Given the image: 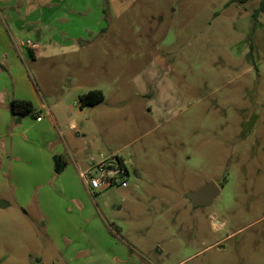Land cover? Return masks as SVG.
<instances>
[{"label":"rangeland","instance_id":"rangeland-1","mask_svg":"<svg viewBox=\"0 0 264 264\" xmlns=\"http://www.w3.org/2000/svg\"><path fill=\"white\" fill-rule=\"evenodd\" d=\"M261 1H1L0 19L22 24L63 10L58 26L22 35L38 44L24 70L54 108L104 93L72 115L71 138L96 162L119 150L129 177L93 194V217L78 185L42 210V186L0 184V264H264ZM212 181L220 196L194 207L188 194Z\"/></svg>","mask_w":264,"mask_h":264},{"label":"crops","instance_id":"crops-1","mask_svg":"<svg viewBox=\"0 0 264 264\" xmlns=\"http://www.w3.org/2000/svg\"><path fill=\"white\" fill-rule=\"evenodd\" d=\"M1 1L0 14H3L4 4ZM20 7L23 8L19 9L23 20L24 17L27 19L30 16V12H34L28 9L27 2ZM62 14L63 10L47 21L41 19L26 24L20 23L12 16L8 20L0 19V170L9 171L11 175L8 179L6 173L1 176L0 184H7L10 179V182L24 189L25 194L33 186H42L44 192L38 194L42 210L46 209L47 199L55 203L61 198L63 200L67 197H76L72 195L78 185L77 190L83 196V200L80 198L81 216L85 212L86 215L93 217L96 211L92 207V202L96 195H93L85 180V183H80L79 176L96 170L97 164L103 159L121 152L116 150L108 156L100 154L98 162L89 155L84 156L79 149L80 144L71 138V132L76 133L78 130L76 120L71 117L74 113L80 115L85 108L81 107L80 97L75 109L69 103L54 108L57 105L56 100L48 102V94L45 96L43 90L23 67L27 52L32 58L37 59L38 44L30 39L25 41L22 35L32 27L49 29V24L52 23L58 26ZM28 42H31V47L28 46ZM15 98L31 100L38 116H19L17 125L12 124L10 104ZM63 107L69 111L67 119L61 115ZM31 133L33 136L29 137ZM82 135L78 132L77 138ZM96 140H99V137ZM5 152L9 157L2 156ZM123 157L128 164L126 157L124 155ZM68 177L72 180H68ZM53 188H59L61 194L55 195ZM31 197L32 194H29L26 202Z\"/></svg>","mask_w":264,"mask_h":264},{"label":"built area","instance_id":"built-area-1","mask_svg":"<svg viewBox=\"0 0 264 264\" xmlns=\"http://www.w3.org/2000/svg\"><path fill=\"white\" fill-rule=\"evenodd\" d=\"M27 44L32 46L31 42ZM96 167L98 175H92L91 171L82 174L92 193L97 194L115 187H128L129 170L121 153L103 159Z\"/></svg>","mask_w":264,"mask_h":264},{"label":"trees","instance_id":"trees-1","mask_svg":"<svg viewBox=\"0 0 264 264\" xmlns=\"http://www.w3.org/2000/svg\"><path fill=\"white\" fill-rule=\"evenodd\" d=\"M261 12H264V0L261 1L260 7L257 9L255 16L258 17ZM104 99L105 96L101 90H91L80 97L81 107L96 106L103 102ZM10 112L14 117L38 116L34 103L28 99H13L10 104Z\"/></svg>","mask_w":264,"mask_h":264},{"label":"water","instance_id":"water-1","mask_svg":"<svg viewBox=\"0 0 264 264\" xmlns=\"http://www.w3.org/2000/svg\"><path fill=\"white\" fill-rule=\"evenodd\" d=\"M92 175H98V170L91 171ZM221 194V189L215 182H209L197 191L188 194L194 207H207L214 203ZM7 203L0 200V207H6Z\"/></svg>","mask_w":264,"mask_h":264}]
</instances>
